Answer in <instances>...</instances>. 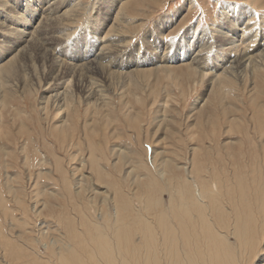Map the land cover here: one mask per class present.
Instances as JSON below:
<instances>
[{
    "label": "rangeland",
    "instance_id": "1",
    "mask_svg": "<svg viewBox=\"0 0 264 264\" xmlns=\"http://www.w3.org/2000/svg\"><path fill=\"white\" fill-rule=\"evenodd\" d=\"M124 1L121 18L125 20L115 29L113 22L104 23L105 12L113 4L110 0H58L62 6L58 15L74 7L72 16L55 21L47 31H36L35 42L23 44L26 52L16 59L17 73L10 79L11 89L17 92L6 96L3 103L0 97V264H57V257L71 248L84 255L89 249L81 248L80 242H93L96 233L77 235L95 223L112 239L116 201L124 206L125 199L129 204V220L137 210L146 214V208L175 210L176 184L189 190L184 195L186 203L196 209L197 194L192 196L190 185H184L185 180H192V168L207 183L200 188L209 186L215 201L211 205L203 198L209 204L207 219L224 223L219 230L230 244L237 245L239 234L253 244L260 241L251 264L261 263L264 0ZM235 5L254 14L239 21L252 34L258 32L251 48H258L255 54L263 52L256 59V73L244 67L236 70V65L221 58H207L227 48L228 36H215V29L222 22V7ZM194 31L209 35L210 48L201 56L205 63L218 66L203 81L187 78L188 70L175 67L180 62L164 63L174 67L165 69L157 61L162 53L174 57L187 46L192 52L196 43L186 41ZM116 33H122L117 39L121 42H115ZM42 42L46 48L57 46L55 53H60L66 68L83 62L73 58L74 54L92 55L91 60L101 43L109 49L122 42L126 43L123 54L137 55L146 65L139 73L113 79L109 85L102 83L103 97L97 102L85 97L74 77L68 84L72 109L65 113L62 101L43 103V91L49 87L63 91L71 75L61 67L54 78L56 65L50 53L42 54ZM230 70L234 77L229 74L225 83L213 84ZM85 71L83 75L102 80L98 71ZM66 118L69 126L62 123ZM124 223L129 224L126 237L131 247L137 239L136 226L131 221ZM201 229L204 226L197 231Z\"/></svg>",
    "mask_w": 264,
    "mask_h": 264
},
{
    "label": "bare ground",
    "instance_id": "2",
    "mask_svg": "<svg viewBox=\"0 0 264 264\" xmlns=\"http://www.w3.org/2000/svg\"><path fill=\"white\" fill-rule=\"evenodd\" d=\"M110 1L113 2V4L105 12L104 23L113 22L111 28H115L118 27V25H122L119 23L125 20L121 18L123 16L121 9L122 6L125 5V1ZM120 1L122 2L120 3ZM119 3L121 5L120 9L117 13H115V9ZM60 7L62 6H58V0H0V97L2 98V103L7 98L6 96L11 97L14 92H17L16 89L12 90V85H10V79H13V76L17 73L15 62L18 56H21L26 52V46L31 42H35L34 36L38 34H35L36 31L38 32V30L50 27L57 20L61 19L60 21H63L67 17L72 16L71 12H73L74 7L66 9L61 13V15H58L61 12ZM220 14L222 17V22L217 24L215 36H228L227 39L229 42H227V48L223 50L222 53L213 51V54L209 55L208 57L206 55V57H211V59L214 61H218L221 58L222 62L225 61L228 64L236 65V70L244 67L249 68L252 70V72L256 73L258 71L256 68V59L261 58L263 52L260 51L255 54V52L258 51V48L254 50H251V48L257 40L258 35L256 33L258 32L252 34L247 30L245 25L243 26V22L241 23L239 21V19H242V21L248 20L250 17L254 16V14L249 10V8H245V6L241 5H235L234 7H222ZM166 24H168V22ZM162 26H160V28ZM120 32L122 31L120 30ZM202 33L201 35H197L196 31H194L192 35L188 37L186 41L187 44L191 45L190 43H196V48L192 52L189 51L191 46L189 47L186 45L187 48L183 49L182 51L181 49L177 51L174 57H164L162 53V56L157 58L159 65L165 69H174L173 66H167L164 63L180 62V64L175 67H184L185 70H188L189 73L186 75L187 78L193 76L194 80L203 81V79L209 74L210 70L215 69L218 66L205 63V57L203 58L201 56L205 54L210 48L209 35L205 37L204 35L207 34L204 33V31ZM118 35L119 33H116L113 36L116 39V43L117 41H120L117 39L120 37V35H122V33H120L119 36ZM48 38L47 40H49ZM116 43L111 45L109 49L105 44L101 43L102 45H100L98 48L99 52L97 54L95 52L96 55L93 54V59L91 60H89V57L92 55L87 57L86 54H74L75 57L73 58L81 59L83 62H80L79 65L67 63L69 64V68H66L67 65L64 67L66 64L65 61L60 59V56L58 55L60 53H55V48L57 46L46 48L45 46L47 43L42 42L40 44L44 51L42 54L45 52L47 56L51 54V60L53 61L51 63L56 65L55 71L53 72V74H55L54 78H58L59 73H61V67L66 68L71 75L70 79L67 80L68 83L63 91L59 92L60 90L55 87L51 90H49V87L43 91L44 95L42 96V99L44 100V105L48 104L49 102L54 104V102H57V100L62 101V106H64L62 109L65 110V113H70L72 108H69L72 106V100L68 99V90L71 89L68 84L72 82L74 77H76L75 84L80 86V89H82L81 91L85 97L90 96L97 102V100H102L101 97H103L102 83L109 85L112 83L113 79L116 80L120 77L122 78L126 76L127 74L133 75L143 71V69L140 67L146 65V63L139 60L136 57L137 55L134 58H129V55H125L126 53L123 54L126 43ZM23 44L27 45L25 46ZM111 50L114 52H111ZM203 51L205 52L203 53ZM232 52L234 53L233 55H231ZM237 53H239L238 57L237 55L235 56ZM119 54L122 55L120 57L114 56H119ZM127 58H129V61ZM181 62L183 63L181 64ZM203 62L206 64V67L203 66ZM84 69L86 70L85 73H87V71L89 72L90 70L98 71V73L101 74V79L103 81L101 80L99 82L91 77L83 75L82 71ZM234 73L235 72L232 70H230V73L224 72L221 77H216L213 84L221 85L225 83L230 79L231 76H233ZM229 74L231 76H229ZM85 83H87V86ZM95 105L96 103L93 102L92 106ZM60 107L61 106L59 105L58 109ZM62 123L64 126H69L67 118L64 119ZM195 173L196 171L192 168L190 173L193 176L191 178L192 180H185L184 185H190V193L192 196L197 194L194 203L198 208H194L193 210L188 206L184 195H186L189 190H182V187L179 188L180 185L177 184L176 186L178 189L176 190L175 199L178 205L177 209L175 210L173 208L168 209V207L161 209L160 211L157 210V208H146V214L140 215L137 210L136 215L131 220H129L128 218H131L129 204L125 199L124 206L119 205L116 201V207L114 209L115 216H113L116 228L112 233V239L107 232H102L101 230H103V228L99 227L97 224L94 223L93 226L91 225L87 227L85 225L83 227H86V231L79 233L80 235L78 234L77 237H84L83 233L85 232L89 233L94 231L96 233L95 237H93V242L90 240L87 242L88 245L85 243V241L80 242L82 244L81 248L87 247L89 251L84 250V255H79L74 248H71V250L69 249L70 251L67 252L66 255L61 254L57 257V264H251L257 252V245L260 243V241H257L256 244H253L252 240H250L248 237L245 236L244 238H241V234L236 237L237 245L230 244L227 241L225 236L219 230L224 227V223L221 221L218 222L217 219H212V217L210 219L209 217L211 215L209 216L206 214V211L209 209V204H207L203 198L211 201V205L215 201H213L211 197L212 192L211 190L209 192V186L200 188L201 185H207V183L204 182L202 178L195 176ZM211 187L214 186L211 185ZM154 205L157 206V200L156 204ZM160 205L162 206V202ZM173 210L177 212L174 213ZM178 212L180 213L178 214ZM206 215L209 216L208 219ZM126 221H131L134 223V226H136L135 234L137 235V239L135 245H132L131 243V247H128L127 244L129 237L127 228H129V224L127 225L124 223ZM204 221H206L205 224ZM200 226H204V229H201L199 232L197 230ZM232 234L234 233L232 232ZM77 237L74 236V238ZM254 246H256V248ZM129 253H131V255ZM67 255L68 257H66ZM258 264H264V261H261V263Z\"/></svg>",
    "mask_w": 264,
    "mask_h": 264
}]
</instances>
